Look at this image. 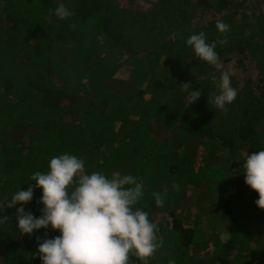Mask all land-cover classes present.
Masks as SVG:
<instances>
[{"label": "rangeland", "instance_id": "1", "mask_svg": "<svg viewBox=\"0 0 264 264\" xmlns=\"http://www.w3.org/2000/svg\"><path fill=\"white\" fill-rule=\"evenodd\" d=\"M101 1L109 8L106 11L102 8L98 9L87 19L71 15L65 20H58L53 16L52 22H49L48 17L59 4L43 5L36 0L32 2L0 0V69H12L11 66H16V64L25 66L26 59H22V55L29 56L32 64L30 63L31 66L26 71L28 76L36 78L42 66L46 87L61 86L66 92L76 94L83 92L82 86H85V89L91 87L87 97L93 99L95 96L97 98L95 105L102 107L86 115L87 117L82 120L81 124L78 122L72 128L75 129L74 132L70 133L68 130L58 132L55 128L45 131L49 116L45 113L40 117L39 106L34 100L36 98L34 88L36 86L40 88L42 82L33 80L30 85V81H26L27 76L22 73V76L15 78L13 84L10 85L11 89H14L13 94L6 97L0 89L2 95L0 97V137L3 135V138L10 139L9 129L14 126L22 131V136L16 139L17 144L21 145V142H24L22 148L29 150L27 156H20L19 160L14 163L19 166L13 169L14 175H22L27 162L33 157H38L40 153L37 152L47 144H52L51 152H56V155L68 153L70 149L63 148L64 144L58 140L59 136L76 137L78 142L83 139L87 146L96 147L95 154L100 146L103 147V150H100L101 158H98L97 154L93 155L92 160L87 159L85 162V164L89 163V168H85L87 172L102 171L111 175L121 165L126 173L138 177L144 185V195L136 206L149 213L150 220L157 225V237L162 241L156 253L147 260V264H162L166 261L171 262L170 264L180 262L178 258L160 254L162 251L171 253L176 250L177 232L170 227L173 219L177 220L179 225L189 227L193 231V242H200L204 236H217L209 244L211 249L201 264H217L214 258L225 249L226 242L230 238H232L235 251H233L229 264H264V224L259 221L256 222L257 224L254 223V219H251L253 217L246 221L237 220L231 227L233 233H230V228L227 230L225 224L220 223L214 216L212 217L210 212L213 207L216 208L219 202L225 198L228 199L238 188H246L242 165L249 153L264 149V116L261 128L255 133L256 141L246 143L240 148L234 147L231 152L228 148L218 146V140H214L213 145L208 141L199 143L192 149V152L196 154L197 163L190 168L184 165L181 158V156H187V148L177 146V144L183 141L186 145L190 142L191 136L202 137L206 135V131L204 129L194 131L190 126L188 129L176 122L168 123L169 120L162 117L159 111L160 106L155 102L148 103L149 112L151 116L157 117V122L163 123L162 127L149 130L145 126L150 121L147 119L148 121L138 123L132 134L128 135L131 131L124 134L125 140H117L114 143L115 146H112L108 138L110 131L117 127L118 117L128 111L126 102L130 95L137 94V92H143L144 95L149 93L154 81L162 76L163 73L158 69L160 65H165L170 75L167 81L169 89L167 95L178 96L177 91L183 95L186 104L190 98L182 91L181 84L188 83L193 91L197 89L204 91L209 85L204 84L203 79H206L207 83L210 81L211 91L214 94L217 89L211 77L215 75L218 80L221 71L230 72L232 86L237 89V92L245 83L246 87H254L256 82L253 83V81L257 76L264 75L260 65L257 64L258 62L264 63V0H186L187 8L195 4H200L202 7L199 11L194 9L191 10L190 15L184 16L185 26L180 25L181 29L178 33L173 25L177 22L160 20L157 24V17L160 13L151 14L157 0ZM62 3L73 12L71 1ZM9 12L13 13L11 17H7ZM117 13H120L117 21H122L124 24V30L120 31L122 33L120 34L121 43L120 39L117 41L112 37L114 32L118 33L119 26L114 21ZM130 16H133L132 24L129 23ZM105 20L108 21L107 26H104ZM177 20L180 21L181 18ZM217 21L230 25L227 34H231L233 38H238V35L243 36L241 40L246 44L243 51L244 57L236 53L232 55L233 49L231 53L220 58L218 68L200 60V63H204L203 66L207 69L206 76L201 73L202 68L195 73H189V68L181 61L178 66H174V59H179L178 57L185 54H194L186 43L191 34L203 32L207 42L218 41L221 33L216 29ZM165 23L168 25H164ZM189 23L192 29L189 28ZM211 26L213 30H210ZM52 35L54 36L53 45L47 44L46 46L45 40ZM165 36L169 41L173 40L168 43V40L164 39ZM64 37L67 40L66 47H62ZM38 39L43 44V50L39 54H31L28 50L32 47V41L35 42ZM20 42L22 45L19 44ZM140 42H142L141 45ZM215 45L218 52L217 44ZM19 49H23V53ZM9 50L12 56L5 55ZM239 60H241L240 63ZM33 64L35 66L31 68ZM44 65L49 66L51 71L49 75H46ZM12 78L13 76L6 77L5 80L3 79V84H6L5 81H11ZM161 93V89L156 86L154 98L158 100ZM67 105L68 100L64 99L54 109V112L60 114L66 110ZM239 107L234 101L227 106V112H220L217 109L212 111L207 121L212 131L219 135L229 134L230 127L237 125L231 117H234L233 113L239 112ZM53 114L50 115L53 116ZM61 115L63 114L57 116L58 120ZM61 120L65 121L64 125H74L68 123L69 119L64 115ZM241 120L246 122V119ZM239 123L242 122L239 121ZM91 134L96 137H92ZM176 135H178L177 140H174ZM117 144L121 147H116ZM2 147L3 140L1 139L0 171L1 166L5 165L3 171L9 174L11 163L1 156ZM74 152L82 154L79 149ZM126 157L129 158L126 159ZM19 163L21 165L26 163V165L21 166ZM178 169H182L183 174L179 173ZM10 179L12 177L7 178L6 187L9 186L10 192L15 193V189L17 191L19 189L12 186ZM162 185L167 187V191L163 194V205L157 206L154 203L153 193L160 191ZM39 197L40 194L25 207L26 211H31L35 216L40 214L41 205L37 203ZM6 203L8 202L0 199V207L4 208L3 212L7 218L0 227V244H4V239L12 233H17L25 243L27 241L32 244V239L37 241L39 238L42 241L47 235L45 232H48L50 238L57 236L58 231L50 229H43V232L41 229L31 235H21L16 227V209L15 207L8 208ZM237 207L238 202H234V208ZM257 215L259 219L263 218L262 212L260 214L259 211ZM249 235L252 238H249ZM18 249L22 252L25 250V245H18ZM185 252H188V249ZM229 254L228 252L227 255ZM197 257H204V254L197 253ZM134 260L139 261L137 258ZM182 263L190 264L189 262Z\"/></svg>", "mask_w": 264, "mask_h": 264}, {"label": "trees", "instance_id": "2", "mask_svg": "<svg viewBox=\"0 0 264 264\" xmlns=\"http://www.w3.org/2000/svg\"><path fill=\"white\" fill-rule=\"evenodd\" d=\"M27 2H32L34 0H25ZM40 2L43 5H58L62 2H72L73 3V12L72 15L77 18L87 19L90 15L97 12L98 9L101 8L106 11L109 6L105 5L104 2L101 0H78V1H72V0H36ZM101 1V2H98ZM186 0H157V4L153 7V11L151 12L152 15H158L157 17V24L160 23V20L164 21H170L171 23L177 22L173 24L176 27L177 33L180 31L181 26L183 24V20L185 19V15H190L192 12L191 10H200L201 5L195 4L190 5L189 8L186 7ZM99 3V4H98ZM99 6V7H98ZM186 7V8H185ZM9 15L7 17H11L13 13L9 12ZM120 15V13H117V15L114 16V21L118 23L119 28H117L118 33H115L112 37L119 41L121 43V37H120V31L124 30V24L121 21H117V17ZM105 17V14H104ZM206 17V15L204 16ZM181 18V20H177ZM133 16H130L129 23H133L134 20ZM104 26H107V20L104 21ZM123 24L122 26H120ZM168 25V24H164ZM140 25H138L139 27ZM185 26V23L182 25ZM189 28H191V24L189 23ZM192 29V28H191ZM213 26L210 27V30H213ZM138 30V29H137ZM116 31V30H115ZM136 31V30H135ZM194 31V30H193ZM196 32V31H195ZM246 33V32H245ZM38 38L37 36H35ZM132 37V36H131ZM243 36L238 35V38H233L231 34H221L220 37H218V41L216 40L215 43L218 47V55L219 57H223L227 53L237 54L240 57H244V49L246 48V44L241 40ZM54 36H50L47 38L46 46L47 44L53 45L52 39ZM65 38V37H64ZM165 40H168L165 36ZM173 40V39H172ZM172 40H168V43ZM224 44H221L223 43ZM226 42V43H225ZM18 43V42H17ZM67 40L65 38L64 44L62 43V47L67 46ZM142 42L139 44L141 45ZM147 43V42H146ZM22 45V42L19 43ZM12 49V48H11ZM14 49L16 51L17 45L14 44ZM23 53V49H19ZM18 50V51H19ZM41 50H43V44L38 39L35 42L32 41V47L28 50L31 54H39L41 53ZM12 50V52H15ZM6 53V52H5ZM134 53V52H133ZM2 54V53H1ZM135 54V53H134ZM4 55V54H3ZM6 56L11 55V50H9L8 54H5ZM136 55V54H135ZM166 57V56H164ZM179 59H174L175 63L174 66H178V63L184 62L185 66L189 68V73H195L199 71L201 68V73L207 75V69L203 66L204 63H200V60L198 58H195L194 54L189 55L185 54L182 57H178ZM22 59H26L25 66H21L20 64H16V66L12 65V69H0V86L1 90H3V95L13 94L14 89H11L10 85L13 84L15 78H19L22 76V73L25 74L26 81H30V85H32V81H38L41 83V87L36 86L34 89L36 90L35 93V103L39 106V115H45L48 114L49 120L48 124L45 128V131L54 130V128L58 132L67 131L68 132H74L75 129H72L77 123H82V120L87 117L86 115H90L92 111H97L96 108L99 109L102 108L100 105L96 106L95 102L97 98L89 99L87 97L88 91L91 87L85 89V86L83 87V92L81 94H76L72 92H66L61 88V86L55 87V86H49L46 87L44 84L45 74L43 75V68L40 67L39 71L37 72V77L34 78L32 76H28V73L26 72L29 67L32 64V61H30V57H25L22 55ZM241 60H239L240 63ZM31 63V64H30ZM260 65L261 72L264 73V63H257ZM14 66V67H13ZM35 64L31 68H33ZM46 67V75H49L51 73L49 66L44 65ZM161 67V68H160ZM158 69L163 73L160 78H158L156 81H154V85L151 86L149 93L145 94L143 92H137V94H132L128 98V101L126 102V106L128 107V111L123 112L120 117H118L117 121V127L115 130L110 131L111 134L108 138H110V141L112 142V146H115V142L117 140H125L126 137H124V134H126L128 131H131L128 133V135L132 134L136 130V126L138 123H142L143 121H148L149 123H146L145 126L149 130H153L155 128H159L163 126V123L157 122V117L151 116L149 110L150 105L148 106L149 102H155L160 106L159 111L163 115L164 119H168V123L173 124L174 122L182 124L183 127L189 126L192 128L191 130H199L204 129L206 131V135L202 137L198 136H191L190 142L183 143V141L179 142L177 146H185L187 148V156L182 158V162L184 165L188 168H190L192 165L194 166L196 161V154L195 152H192V149H194L199 143H203L204 141L210 142L212 145L215 143L214 140H218L219 143L218 146H222L225 148H228L230 152L233 150L234 147L240 148V146L249 143L254 142L257 140L255 137V133L261 128L263 122L262 118L264 116V75L263 76H257V78L253 81V83L256 82L254 87L249 86L246 87L243 85L241 90L238 92V95L235 99V102H237L239 107V112L233 113L231 117L234 122L237 124L233 127H230L229 134H223L219 135L212 131V127L207 122L209 119V116L211 115L212 111L214 112L216 109L214 106L209 102V96L213 94V91H211L210 81L209 83L206 82V79H203L204 84H209L206 90H202V95L199 99H197L195 102L191 104H186L185 99L181 93L179 94L177 91L178 96L173 95H167L168 89V79L170 76L166 70V66L160 65ZM25 70V71H24ZM21 73V74H20ZM200 73V72H198ZM197 73V74H198ZM53 74V73H52ZM12 77L11 81H5L6 84H3V81L6 79V77ZM4 79V80H3ZM250 82V81H245ZM38 83V84H39ZM201 84L198 83L199 86ZM251 85V84H250ZM156 86L161 89V94H159V99L156 100L154 98L153 94L156 90ZM256 90V91H255ZM85 93V94H84ZM130 93V92H128ZM0 93V97H1ZM64 99L68 100V105L66 107V110L60 112V114H63L65 117L69 119L68 123L74 124L73 126H68L65 124V121H62L61 118L63 115H61L60 120H58L57 116L60 115L58 113L54 112V109L59 105L60 102H62ZM27 100V98H26ZM25 100V101H26ZM28 100H30L28 98ZM146 100V101H145ZM31 102V101H30ZM32 103V102H31ZM209 105V107H208ZM24 109V108H23ZM37 110V109H36ZM43 112V113H42ZM99 112V111H98ZM53 114L51 116L50 114ZM93 113V112H92ZM24 118H26V115L23 114ZM238 116V117H237ZM153 117V118H152ZM57 118V119H56ZM241 119H246V122H243ZM241 121L242 123L238 122ZM137 123V124H136ZM79 126V124H78ZM80 127V126H79ZM82 127V126H81ZM60 128L62 130H60ZM19 129V128H18ZM22 129V128H21ZM8 133V132H7ZM9 133H11V137L9 138H3L0 137L3 140V147H2V155L5 161L10 162L11 164V172L7 174V172L4 173L3 166H1L0 171V187H1V197L0 199H4L5 202H8L10 199L11 194H13V191L9 189V186L7 185V178L12 177L10 181L13 183V187L17 189L26 190L29 186H34L35 181H32V176L35 172H46L47 171V164L49 160L57 156L56 152H51V148L53 147L52 144H47L44 146V148H41L39 152L37 150H34L40 155L37 157H33L27 162V166L22 173V175L15 176L13 173V169H16L17 164H14L16 161L19 160V157L24 155L27 156L29 154V150H26V148H22L24 145V142H21V145L17 144L16 139L18 136H22V131L17 130L16 127H11L9 129ZM92 135V134H91ZM90 135V136H91ZM5 136V133H4ZM92 137H96L95 135H92ZM178 135L175 136L174 140H177ZM77 138H67L65 136H59V141L64 144L65 149H70L68 151V154L75 155L83 159L85 162L88 160L93 159V155L98 154V158H101L100 156V150H103V147L100 146L98 148V152L95 154V148L91 147V145L87 146L86 141L81 139L79 142L76 140ZM180 139V137H179ZM255 139V140H254ZM26 141V140H24ZM125 142V141H124ZM194 142V143H193ZM116 147H121V145H116ZM80 150L82 154H78L74 151ZM190 151V152H189ZM259 151V150H256ZM61 152V151H59ZM254 152V151H252ZM103 155V151H102ZM178 156V155H177ZM129 157H126V159ZM20 164V163H19ZM21 165V164H20ZM26 163H24L21 166H25ZM19 167V166H18ZM89 168V163L85 164V168ZM124 167L120 165L119 168H117V171H120L122 173H126V170H123ZM128 170V169H127ZM178 172L183 174L182 169H178ZM6 177V178H5ZM18 185V186H17ZM36 190L33 191V198L32 201L38 197V195H41L40 189L34 188ZM15 191H17L15 189ZM258 199L257 194L252 191L247 185L246 188H238L234 193L230 195L228 199H224L223 201L219 202L220 204L216 206V208L213 207V209L210 211L212 217L216 220H218L220 223H224L227 230L230 228V233H233L231 230V227L234 225V223L237 220L246 221L251 219H254V223H258V221L262 224H264V209H259L255 205V201ZM234 202H238V207L234 208ZM7 204V203H6ZM218 204V203H217ZM29 205L26 204L24 207H27ZM20 206V205H19ZM6 207V206H5ZM262 212L263 218L259 219V215ZM0 217H5L4 212L0 213ZM173 217V216H172ZM224 220V221H223ZM172 225L170 222V227L177 232L176 237V250L175 252H169V251H162L160 254L166 255L173 258H178L180 262H176L177 264H183L182 262H189L190 264H201L203 259L205 258V255L208 254L210 251L209 244L217 238L216 235H211L209 237H202V240L200 242H193V231L189 227H184L182 225H179L177 220H172ZM256 223V224H257ZM3 224V223H2ZM0 224V227L1 225ZM45 231V230H44ZM53 231V230H52ZM43 232V229L41 230ZM202 233H204L201 230ZM47 235L44 239H50L48 232H45ZM205 234H208L205 232ZM204 234V235H205ZM59 235V233H57ZM247 235V234H245ZM36 238V236H35ZM205 238V239H204ZM249 238H252L249 235ZM43 240V239H42ZM32 242L26 243L23 241V239L17 234L12 233L11 235L7 236V239H4V244H0V264H40V260L38 255H35L36 253V247H37V241L35 239H32ZM1 243V242H0ZM18 245H25V250L22 252H19ZM32 247V248H30ZM29 248V249H28ZM188 249V252H185V250ZM30 250V251H29ZM178 251V252H177ZM181 251V252H180ZM234 248L232 246V238L228 239L226 242V247L223 251H221L214 259L217 262V264H229L232 254H233ZM230 253L227 255V253ZM11 253V254H10ZM197 253H203L204 257H197ZM212 253V250H211ZM136 257L134 255L130 256L129 264H142L141 261L134 260ZM163 258V257H162ZM263 258V257H262ZM195 261V262H194ZM171 262H163L162 264H170Z\"/></svg>", "mask_w": 264, "mask_h": 264}, {"label": "clouds", "instance_id": "3", "mask_svg": "<svg viewBox=\"0 0 264 264\" xmlns=\"http://www.w3.org/2000/svg\"><path fill=\"white\" fill-rule=\"evenodd\" d=\"M71 15V9L60 3L48 21L52 22L53 16L65 20ZM216 29L225 34L230 25L217 21ZM186 43L196 58L219 67L216 45L207 42L203 32L191 34ZM211 79L217 91L209 96V102L220 112H227V106L238 95L231 74L221 71L218 80L215 75ZM181 85L190 98L188 104L201 97V89L193 91L188 83ZM242 167L244 183L258 196L256 207L264 209V149L249 153ZM32 181L34 186L10 196L7 207H15L16 227L21 235L41 229L58 231L59 235L50 239H37L35 255L40 264H129L131 255L147 264L162 243L149 213L136 206L144 195V185L132 174L87 172L83 159L64 153L52 157L47 171L35 172ZM34 188L41 192L38 216L24 207L32 201ZM166 191L162 185L153 193L155 205H163ZM3 211L0 207V213ZM6 219L0 217V224Z\"/></svg>", "mask_w": 264, "mask_h": 264}]
</instances>
